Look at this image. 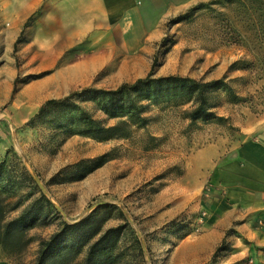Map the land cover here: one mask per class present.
I'll return each instance as SVG.
<instances>
[{"label":"rangeland","instance_id":"374dc122","mask_svg":"<svg viewBox=\"0 0 264 264\" xmlns=\"http://www.w3.org/2000/svg\"><path fill=\"white\" fill-rule=\"evenodd\" d=\"M226 1L181 0L148 47L127 52L145 38L87 36L89 22L61 18L48 0H0V182L9 208L19 206L7 220L32 202L40 212L23 254L0 250L1 262L35 264L40 241L93 215L102 231L118 230L99 264L260 263L247 240H209L208 185L178 207L177 182L197 149L239 143L242 130L264 125V13ZM154 60L153 88L135 87ZM170 77L217 83L205 92L207 120L192 118L190 87L158 82ZM52 78L62 83L38 88ZM66 98L36 117L45 101ZM86 252L62 264H85Z\"/></svg>","mask_w":264,"mask_h":264},{"label":"crops","instance_id":"0c3cea01","mask_svg":"<svg viewBox=\"0 0 264 264\" xmlns=\"http://www.w3.org/2000/svg\"><path fill=\"white\" fill-rule=\"evenodd\" d=\"M40 5L44 0H30ZM57 7L61 18L89 22L82 34L106 38H145L125 45L127 52L143 51L146 40L159 34L164 21L181 0H48ZM37 8V7H36ZM175 8V7H174ZM36 10V9H35ZM59 35H70L59 29ZM56 49L50 51L52 61L58 60ZM116 50V49H115ZM56 78L38 84V88L53 83ZM244 140L219 142L201 147L186 161L179 177L178 207H184L189 195L199 194L206 184L208 192L202 204L208 213L209 240H247L250 256L257 255L264 264V227L256 221L264 218V125L242 130ZM196 194V195H197ZM184 196V197H183ZM180 204V205H179ZM180 207V208H181ZM0 264H10L8 261Z\"/></svg>","mask_w":264,"mask_h":264},{"label":"trees","instance_id":"16d2710c","mask_svg":"<svg viewBox=\"0 0 264 264\" xmlns=\"http://www.w3.org/2000/svg\"><path fill=\"white\" fill-rule=\"evenodd\" d=\"M230 8H237L242 6L249 15L264 13V0H227ZM245 62H238L234 66L238 67L237 70H245ZM155 66V60L152 63L149 75L144 79H138L135 82V87L144 86L152 89L151 76L152 69ZM161 83H176L184 87H190L193 94H195V108L193 110V119L207 120L211 114H207L205 108V92L216 85V82L208 84L200 83L189 78H176L170 77L168 79H161ZM219 83V82H218ZM126 89V86L119 87L116 91H108L105 95L114 98ZM230 95L231 92L228 89ZM69 99L54 100L50 99L45 101L37 112V116L44 113L46 108L59 107L66 103ZM33 121L31 118L28 124ZM88 122H93L89 120ZM117 128V127H116ZM112 129H102L103 133H108ZM114 136H105L101 138L102 141H107ZM2 165H0V179ZM1 181V180H0ZM44 198V196H41ZM13 198L10 193L5 192L3 184L0 182V250L7 259L11 257H19L23 254L25 249L30 243L28 238V230H30L34 223L39 219L40 212L37 210L35 204L32 202L27 208H24L20 214L12 219L7 220L8 214L16 212L18 205L14 204L9 208L10 201ZM47 205H50L48 200H45ZM102 225L97 222L94 216L84 218L73 224L63 223L61 230L50 237L49 240L40 241L38 244V252L35 264L67 263L70 259H74L79 255L82 249L87 248L85 256V264H99L107 260V253L115 247L117 229H108L102 231Z\"/></svg>","mask_w":264,"mask_h":264},{"label":"built area","instance_id":"2783aa9c","mask_svg":"<svg viewBox=\"0 0 264 264\" xmlns=\"http://www.w3.org/2000/svg\"><path fill=\"white\" fill-rule=\"evenodd\" d=\"M207 191H208V188H207ZM202 216L204 217L205 213H202ZM256 225H257V227H260V228L264 227V218L258 219L256 221ZM261 254L264 255V251H261ZM249 263L251 264L252 262L249 260Z\"/></svg>","mask_w":264,"mask_h":264}]
</instances>
